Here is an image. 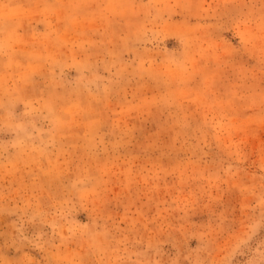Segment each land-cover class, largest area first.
<instances>
[{
	"label": "rangeland",
	"instance_id": "1",
	"mask_svg": "<svg viewBox=\"0 0 264 264\" xmlns=\"http://www.w3.org/2000/svg\"><path fill=\"white\" fill-rule=\"evenodd\" d=\"M0 264H264V0H0Z\"/></svg>",
	"mask_w": 264,
	"mask_h": 264
}]
</instances>
